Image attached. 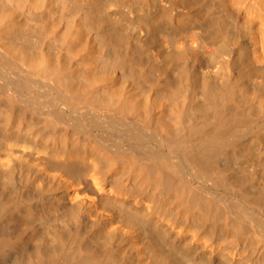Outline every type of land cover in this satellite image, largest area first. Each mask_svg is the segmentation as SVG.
<instances>
[{"label": "bare ground", "instance_id": "1", "mask_svg": "<svg viewBox=\"0 0 264 264\" xmlns=\"http://www.w3.org/2000/svg\"><path fill=\"white\" fill-rule=\"evenodd\" d=\"M0 264H264V0H0Z\"/></svg>", "mask_w": 264, "mask_h": 264}]
</instances>
